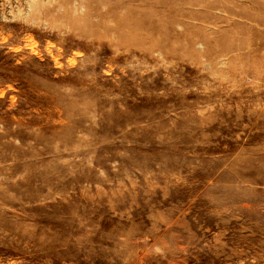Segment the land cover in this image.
<instances>
[{
    "label": "rangeland",
    "instance_id": "obj_1",
    "mask_svg": "<svg viewBox=\"0 0 264 264\" xmlns=\"http://www.w3.org/2000/svg\"><path fill=\"white\" fill-rule=\"evenodd\" d=\"M0 264H264V0H0Z\"/></svg>",
    "mask_w": 264,
    "mask_h": 264
},
{
    "label": "bare ground",
    "instance_id": "obj_2",
    "mask_svg": "<svg viewBox=\"0 0 264 264\" xmlns=\"http://www.w3.org/2000/svg\"><path fill=\"white\" fill-rule=\"evenodd\" d=\"M53 123V122H52ZM48 125H50V126H52L49 122L47 123ZM55 125V124H54ZM57 126V125H56ZM58 129V128H57ZM50 130V129H49ZM58 131V130H57ZM247 157V156H246ZM22 239H25L26 237L25 236H23V237H21Z\"/></svg>",
    "mask_w": 264,
    "mask_h": 264
}]
</instances>
